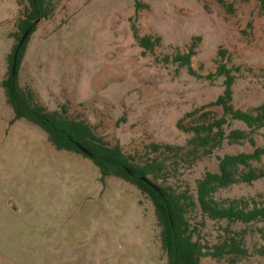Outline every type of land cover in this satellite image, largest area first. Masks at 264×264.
I'll use <instances>...</instances> for the list:
<instances>
[{
    "label": "rangeland",
    "instance_id": "rangeland-1",
    "mask_svg": "<svg viewBox=\"0 0 264 264\" xmlns=\"http://www.w3.org/2000/svg\"><path fill=\"white\" fill-rule=\"evenodd\" d=\"M140 1L148 7L136 12L134 0H54L53 15L38 20L29 37L20 84L30 86L48 110L66 104L70 116L87 118L105 141L141 156L152 142L184 146L187 134L177 121L187 112L204 106L222 114L220 107L207 106L223 92L222 78L198 77L213 73L219 61L238 68L236 108L264 102V15L257 0ZM27 4L0 0V264H166L147 195L119 177L102 183L89 158L57 150L26 119L11 121L1 81ZM132 26L139 35L161 38L153 53L143 54ZM192 42L197 75L171 61ZM219 48L227 50L223 58ZM263 133L254 135L256 145L264 144ZM252 149L247 141L225 140L210 156L158 157L170 168L168 182L181 191L192 189L205 170L217 169L216 155ZM256 165H264V158ZM260 190L262 181H256L217 196L252 201ZM188 217L192 224L201 220L196 211ZM253 229L242 236L245 255L206 256L201 264H264ZM228 234L206 221L199 238L211 245Z\"/></svg>",
    "mask_w": 264,
    "mask_h": 264
},
{
    "label": "trees",
    "instance_id": "trees-1",
    "mask_svg": "<svg viewBox=\"0 0 264 264\" xmlns=\"http://www.w3.org/2000/svg\"><path fill=\"white\" fill-rule=\"evenodd\" d=\"M27 5L16 23V38L11 53L8 54V70L1 81L5 98L13 111V118L26 119L46 133L47 140L57 150L79 153L89 158L98 168L100 180L105 183L109 176L122 178L134 184L147 195L154 207L157 225L160 227V245L166 256V264H201V258L221 257L233 254L234 257L245 255L241 245L243 234L254 225L253 231L261 241L264 251V144L256 145L254 135L264 128V102L250 110L236 108L232 102V85L236 79L234 71L237 67H229L219 61L215 71L205 76L222 78L223 92L207 104L218 106L222 114L217 116L204 106L187 112L177 121V127L187 134L185 145L152 142L145 146L144 156L126 154L120 142L110 143L98 136L93 123L87 118L70 116L66 104L59 109L48 110L36 97L30 86H22L19 81V68L24 57L31 34L37 27L38 20L49 19L55 9L54 0H26ZM260 12L264 15V0H257ZM136 12L148 5L134 0ZM231 10L232 7L228 6ZM134 29V37L142 48L143 54L153 53L160 43L159 36L139 35ZM26 33L22 43L20 40ZM196 53L195 44L189 45L184 52L177 51L171 61L185 67L191 75H197L191 66V58ZM226 49L219 48L217 54L223 58ZM169 56H164L168 62ZM189 118L187 122H184ZM234 123L237 126H232ZM239 124L241 126H239ZM264 138V133L262 134ZM238 144L247 141L253 149L236 153L216 155L217 169L205 170L194 181L192 189L177 190L168 182L169 166L158 154L170 153L174 157L182 155H212L223 141ZM83 147L86 152L79 149ZM155 154V155H154ZM154 155V156H153ZM255 163V164H254ZM141 177H147L158 188L151 187ZM262 181V190L252 201L242 197L218 198L222 189L237 184H252ZM189 211H196L200 221L192 224ZM206 221L211 222L223 232L230 233L215 244L202 242L199 238L201 227ZM243 226L239 230L235 225Z\"/></svg>",
    "mask_w": 264,
    "mask_h": 264
},
{
    "label": "water",
    "instance_id": "water-1",
    "mask_svg": "<svg viewBox=\"0 0 264 264\" xmlns=\"http://www.w3.org/2000/svg\"><path fill=\"white\" fill-rule=\"evenodd\" d=\"M25 36H26V33L22 36V38H21V40H20V44L22 43V41L24 40V38H25ZM79 149L81 150V151H83V152H86V150L83 148V147H81V146H79ZM142 181H144L145 183H147L148 185H150L151 187H153V188H155L156 190H158V188H157V186L151 181V180H149L147 177H141L140 178Z\"/></svg>",
    "mask_w": 264,
    "mask_h": 264
}]
</instances>
